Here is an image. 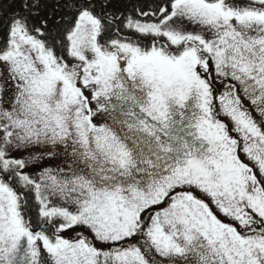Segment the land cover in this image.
<instances>
[{"label":"snow or ice","instance_id":"6c2138e0","mask_svg":"<svg viewBox=\"0 0 264 264\" xmlns=\"http://www.w3.org/2000/svg\"><path fill=\"white\" fill-rule=\"evenodd\" d=\"M0 264H264V0H0Z\"/></svg>","mask_w":264,"mask_h":264}]
</instances>
